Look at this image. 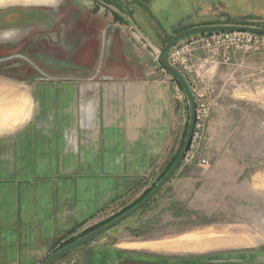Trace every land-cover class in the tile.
I'll return each instance as SVG.
<instances>
[{
    "label": "rangeland",
    "instance_id": "374dc122",
    "mask_svg": "<svg viewBox=\"0 0 264 264\" xmlns=\"http://www.w3.org/2000/svg\"><path fill=\"white\" fill-rule=\"evenodd\" d=\"M83 1L82 39L72 20L74 13L64 16L68 5L59 10L50 0H0V10H38L35 23L0 26V84L39 83L38 94L44 97L43 83H101L124 77L123 81L151 84L154 90L157 85L169 90L175 84L186 108L181 119L180 99L172 97L170 137L163 140L155 163L125 178L114 204L92 223L62 238L50 254L133 207L159 182L180 151L188 129L189 102L157 59L167 41L196 25L264 27V0H94L93 9L99 3L102 14L111 15L114 33L123 36L130 48L131 62L125 58L124 75L115 70L102 73L97 70L111 67L103 40L108 27L100 33L99 46L93 43L92 1ZM185 56L179 69L193 90L210 103L189 155L143 208L54 264L104 262L111 252L107 249L121 247L189 259L212 256L216 260L212 264H264V48L245 52L220 47L209 52L199 47ZM81 68L85 75L79 74ZM25 111L19 105L0 104V124L21 119ZM206 240L213 245L203 249Z\"/></svg>",
    "mask_w": 264,
    "mask_h": 264
},
{
    "label": "crops",
    "instance_id": "0c3cea01",
    "mask_svg": "<svg viewBox=\"0 0 264 264\" xmlns=\"http://www.w3.org/2000/svg\"><path fill=\"white\" fill-rule=\"evenodd\" d=\"M91 1L90 22L96 27L91 39L99 46L108 27L103 40L111 57V67L97 72L124 75L130 48L114 33L111 15L102 14L99 3L93 9L97 0ZM49 3L59 10L69 6L64 16L74 13L83 39L80 17L86 2ZM36 11L0 10V26L35 23ZM115 80L43 83L45 98L38 94L39 83L0 84L2 107L31 110L27 123L0 135V264H42L62 238L114 204L125 178L150 168L161 154L163 140L170 137L172 97L180 99L181 119L186 108L176 85L154 90L148 83ZM204 244L203 249L213 245Z\"/></svg>",
    "mask_w": 264,
    "mask_h": 264
},
{
    "label": "water",
    "instance_id": "95a60500",
    "mask_svg": "<svg viewBox=\"0 0 264 264\" xmlns=\"http://www.w3.org/2000/svg\"><path fill=\"white\" fill-rule=\"evenodd\" d=\"M223 31H250L254 33L264 34V27L258 26H248V25H234V24H205V25H196L190 28L184 29L179 33L175 34L171 39L167 41L162 50L158 54L159 63L169 71L181 84L183 90L187 96L189 102V123L187 133L183 142V145L175 159L174 163L171 165L166 174L157 182V184L153 187V189L137 204L123 212L116 218L110 220L109 222L99 226L95 230L77 238L71 243L66 244L65 246L55 250L51 254H49L42 264H54L65 256L69 255L71 252L79 248L80 246L93 241L100 235L109 231L116 225L122 223L126 218L143 208L153 197L169 182L172 176L176 173L184 157L186 152L191 144L193 133L195 129V121H196V100L193 92V88L186 78L184 73L175 65H173L169 61V54L171 49L180 41L185 38L199 35V34H207V33H216Z\"/></svg>",
    "mask_w": 264,
    "mask_h": 264
},
{
    "label": "built area",
    "instance_id": "2783aa9c",
    "mask_svg": "<svg viewBox=\"0 0 264 264\" xmlns=\"http://www.w3.org/2000/svg\"><path fill=\"white\" fill-rule=\"evenodd\" d=\"M199 47L207 49L209 52L215 51L220 47L253 52L264 48V34L250 31H223L195 35L186 39L180 45L173 47L169 54V61L178 67L185 63L187 51ZM193 92L196 100V121L192 141L196 138L198 129L203 126L210 108V103L202 99V94L194 90ZM189 148L185 157L189 155Z\"/></svg>",
    "mask_w": 264,
    "mask_h": 264
},
{
    "label": "flooded vegetation",
    "instance_id": "af4514ba",
    "mask_svg": "<svg viewBox=\"0 0 264 264\" xmlns=\"http://www.w3.org/2000/svg\"><path fill=\"white\" fill-rule=\"evenodd\" d=\"M107 251H111L109 253L111 257L108 256L106 259H104V262H90L89 264H200V262H206L204 264H212L211 262H216V260H212V256L204 259H196L189 256L191 258L189 259L163 252L151 253L144 249L138 250L131 247H121L118 249L112 248L107 249L106 252Z\"/></svg>",
    "mask_w": 264,
    "mask_h": 264
},
{
    "label": "clouds",
    "instance_id": "9594fccd",
    "mask_svg": "<svg viewBox=\"0 0 264 264\" xmlns=\"http://www.w3.org/2000/svg\"><path fill=\"white\" fill-rule=\"evenodd\" d=\"M8 33H5L7 35ZM31 119V110L25 112L21 119L13 120L12 122L5 121L0 124V135L8 134L15 130V127L19 124L27 123Z\"/></svg>",
    "mask_w": 264,
    "mask_h": 264
},
{
    "label": "trees",
    "instance_id": "16d2710c",
    "mask_svg": "<svg viewBox=\"0 0 264 264\" xmlns=\"http://www.w3.org/2000/svg\"><path fill=\"white\" fill-rule=\"evenodd\" d=\"M169 73H170V72H169ZM173 77H174V76H173ZM174 79L178 82V80H177L175 77H174ZM178 84H179V86L181 87V89L183 90V87L181 86V84H180L179 82H178ZM183 91H184V90H183ZM185 135H186V133H185ZM182 145H183V143H182ZM178 153H179V152H178ZM178 153L174 156V158H173V159L171 160V162L168 164L167 168H166L165 171L163 172V175L160 177V179L166 174V172L169 170V168L171 167V165L174 163L175 159L177 158ZM160 179H159V180H160ZM151 190H152V188H151ZM151 190H149L148 193H149ZM148 193H147V194H148ZM143 198H144V197H143ZM143 198H142V199H143ZM142 199H141V200H142ZM141 200H139V201H141ZM139 201H138V202H139ZM138 202H137V203H138ZM137 203H136V204H137ZM134 205H135V204H134ZM134 205H133V206H134ZM131 207H132V206H131ZM129 209H130V208H129ZM126 210H128V209H126ZM126 210H125V211H126ZM125 211H124V212H125ZM122 213H123V212H122ZM122 213H121V214H122ZM119 215H120V214H119ZM116 217H117V216H116ZM114 218H115V217H114ZM114 218H113V219H114ZM111 220H112V219H111ZM109 221H110V220H109ZM109 221H107V222H109ZM107 222H105V223H107ZM105 223H103V224H105ZM103 224H101V225H103ZM101 225L96 226L95 228L89 230L87 233H89V232L95 230L96 228H98V227L101 226ZM87 233H85V234H87ZM72 241H74V240H71V241H69V242H72ZM69 242H68V243H69ZM68 243H67V244H68ZM61 247H62V246H61Z\"/></svg>",
    "mask_w": 264,
    "mask_h": 264
}]
</instances>
